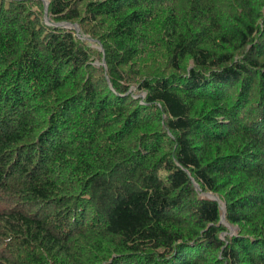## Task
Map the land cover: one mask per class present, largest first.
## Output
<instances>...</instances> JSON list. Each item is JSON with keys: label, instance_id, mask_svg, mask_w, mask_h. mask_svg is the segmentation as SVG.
I'll list each match as a JSON object with an SVG mask.
<instances>
[{"label": "trees", "instance_id": "trees-1", "mask_svg": "<svg viewBox=\"0 0 264 264\" xmlns=\"http://www.w3.org/2000/svg\"><path fill=\"white\" fill-rule=\"evenodd\" d=\"M44 16L0 0V264H264V0Z\"/></svg>", "mask_w": 264, "mask_h": 264}, {"label": "rangeland", "instance_id": "rangeland-1", "mask_svg": "<svg viewBox=\"0 0 264 264\" xmlns=\"http://www.w3.org/2000/svg\"><path fill=\"white\" fill-rule=\"evenodd\" d=\"M43 2H44V4H45V1L44 0H42ZM46 2H47V5H48V0H46ZM45 18V17H44ZM46 21H47V19H45ZM63 23L61 22V23H58L57 25H59V26H63L62 25ZM67 25V24H66ZM74 25V24H73ZM78 25V24H77ZM69 26V25H68ZM68 26H64V27H68ZM70 28H71V26H70ZM72 28H74V27H72ZM76 30V29H75ZM77 32H78V35H80L81 34V30H80V27H79V25H78V30H76ZM95 45V44H94ZM96 46V45H95ZM97 47V46H96ZM100 47L101 46H99V49H100ZM102 48V47H101ZM103 60H104V64H105V59L103 58L102 59V62H103ZM102 62H101V64H102ZM106 65V64H105ZM104 65V66H105ZM133 89V88H132ZM141 96H144L145 95V93L144 92H140L139 93ZM197 187V186H196ZM206 197H208L209 195L210 196H216L218 199H219V203H220V205H221V209H222V206H224V211H225V204H224V202L222 201V199L218 196V195H216V194H213V193H210V192H206V193H203ZM222 212H223V209H222ZM222 214V213H221ZM222 223H224V225L228 228V233L229 234H233V233H235V231H236V227L235 226H232V225H230V224H228V222H226V220H225V215H224V219H221L220 220ZM224 235V234H223Z\"/></svg>", "mask_w": 264, "mask_h": 264}, {"label": "water", "instance_id": "water-1", "mask_svg": "<svg viewBox=\"0 0 264 264\" xmlns=\"http://www.w3.org/2000/svg\"><path fill=\"white\" fill-rule=\"evenodd\" d=\"M46 13H47V4H45V19H47V16H46ZM67 24V25H66ZM63 26H68V27H74V29H76V30H78V25L77 24H74V25H71V24H69V23H65V22H63V24H62ZM100 49L102 50V48L100 47ZM102 65H105L104 64V60H103V62H102ZM195 186H197V184L195 183ZM208 198H210V199H213V200H216V201H218L219 202V199L216 197V196H208ZM222 209H223V212H222V214H221V219H224V206H222Z\"/></svg>", "mask_w": 264, "mask_h": 264}, {"label": "bare ground", "instance_id": "bare-ground-1", "mask_svg": "<svg viewBox=\"0 0 264 264\" xmlns=\"http://www.w3.org/2000/svg\"><path fill=\"white\" fill-rule=\"evenodd\" d=\"M44 1H45V4H47L46 0H44Z\"/></svg>", "mask_w": 264, "mask_h": 264}]
</instances>
